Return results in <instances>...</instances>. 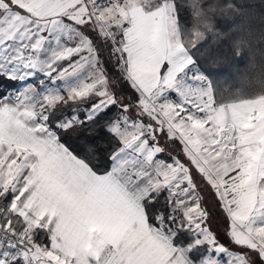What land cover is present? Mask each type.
Instances as JSON below:
<instances>
[{
	"label": "snow or ice",
	"instance_id": "obj_1",
	"mask_svg": "<svg viewBox=\"0 0 264 264\" xmlns=\"http://www.w3.org/2000/svg\"><path fill=\"white\" fill-rule=\"evenodd\" d=\"M256 20L264 0H0V264H264Z\"/></svg>",
	"mask_w": 264,
	"mask_h": 264
},
{
	"label": "trees",
	"instance_id": "obj_2",
	"mask_svg": "<svg viewBox=\"0 0 264 264\" xmlns=\"http://www.w3.org/2000/svg\"><path fill=\"white\" fill-rule=\"evenodd\" d=\"M188 19L190 20V14ZM257 27H264V22H261L259 20H256L253 22ZM190 26V25H189ZM257 53L255 56V60L254 63L259 66L260 63L262 61H264V55H262L261 53L264 52V42H259L257 44ZM238 68L240 69V74H239V78L236 82V84L233 85H225L227 87H232L233 90H235V88L239 87L240 84H247V82L249 80L252 79L253 73L256 69H253L252 71H246V69L248 68L250 63H253L252 58H250L249 53L247 52V50L245 49L242 52V55L239 59H237L236 61Z\"/></svg>",
	"mask_w": 264,
	"mask_h": 264
}]
</instances>
